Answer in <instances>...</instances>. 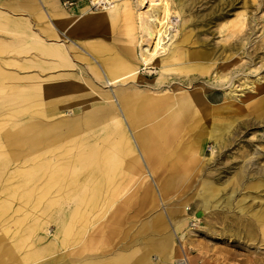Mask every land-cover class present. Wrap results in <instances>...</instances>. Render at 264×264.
<instances>
[{"label": "bare ground", "instance_id": "obj_1", "mask_svg": "<svg viewBox=\"0 0 264 264\" xmlns=\"http://www.w3.org/2000/svg\"><path fill=\"white\" fill-rule=\"evenodd\" d=\"M62 3L69 6L74 1L63 0ZM78 8L79 11L68 21L69 28L82 20L97 22L104 28L117 27L122 21L121 26L126 30H136L135 46L126 48L121 63L117 59L115 64L114 59L112 62L97 59V69L89 68L88 76L93 80L79 83L75 72L66 70L70 66L74 69L72 66L75 65L65 48L66 30L61 32L62 44L59 41L34 44L36 50L48 58H35L33 63L47 73L42 78L29 76L25 80L27 91L67 98L69 93L84 90L63 104L86 107L91 102L85 101L91 97L105 103L92 105L90 109L69 117L57 102L45 103L48 106L54 104L45 113L33 111L29 105L3 113L0 111L6 114L0 118V264H103L97 259L77 261V256H68L64 252L79 239L77 230L70 233L74 223L86 218L81 210L83 204L94 207L103 189L111 191L113 196L117 188L127 182L129 176L124 178L117 169L121 165L129 163L138 168L137 160L140 158L152 163L187 160L197 155L188 147L191 138L195 142L202 141L197 149L201 154L207 140L218 142L224 139L223 133L242 116L244 110L250 109L256 97L259 86L252 84V91L241 104L238 89L232 87L236 74L218 77V85L228 84L226 89L229 91L224 90L222 95L214 96L213 101L208 98L206 87L200 84L184 87L185 90L177 94L149 95L134 88L136 84L126 89L123 85L127 80L141 72L156 73L154 64L158 60L163 59L162 72H190L187 75L189 79L197 76V73H191L194 67L202 72L207 64L179 63L181 50L174 47L177 23L172 15L173 12L179 13L171 9L170 0H80ZM244 15L238 14L227 29L226 47L240 49L249 46L251 62L255 57L252 53L263 43L251 39L257 24L255 18L248 20L249 39H244V34L249 32L245 29L247 18ZM134 51L137 66H127L129 53L133 55ZM196 55L201 57L202 53ZM238 66L231 70V74L238 71ZM252 72H255L254 67L250 74ZM9 78L8 75H0V95L10 102L15 99L19 102L20 97L26 95L10 94L13 85ZM263 86L261 84L259 88ZM116 107L123 123L119 119L106 123ZM261 108L262 104L259 110ZM41 115L46 121L36 119ZM208 117H216L214 122L210 120L209 126L204 121ZM98 125L102 137L96 143L92 141V131ZM180 142L178 148L176 144ZM170 179L159 182L157 192L160 197L169 189ZM201 187L204 197L214 191L208 181H204ZM68 200L74 203L66 205ZM166 219L172 225L170 231L161 233L156 224L140 226L134 232V240H138L140 246L116 250L108 264H196L185 248L183 229L188 221L186 214L168 207ZM260 219L264 221V212ZM51 221L55 230L49 237L46 225ZM9 222L14 225L13 231L3 227ZM44 238L46 241L42 243ZM174 238H180L182 242L179 244ZM57 252L58 255L55 254ZM151 255L157 258L155 262H151Z\"/></svg>", "mask_w": 264, "mask_h": 264}, {"label": "rangeland", "instance_id": "obj_2", "mask_svg": "<svg viewBox=\"0 0 264 264\" xmlns=\"http://www.w3.org/2000/svg\"><path fill=\"white\" fill-rule=\"evenodd\" d=\"M170 5L171 9L179 13H172L177 23L174 47L181 50L178 54L182 58L179 63H204L207 64L205 70L201 72L200 68L194 67L191 73H197V76L189 79L187 75L190 72H162V59L154 64L156 73L141 72L135 78L128 79L124 84L125 88L130 89L136 84L134 88L144 93L162 95L177 94L185 90L184 87L192 88L200 84L206 87L208 98L213 101L214 96L222 95L224 90L229 91L226 89L228 84L223 86L225 88L218 85V77L236 74L232 87L238 89L241 104L245 103L242 100L252 91L251 85L260 87L264 84V0H170ZM241 13L247 18L246 30L249 29L250 19L257 20L251 39L261 40L263 43L252 53L255 57L251 62L249 46L240 49L226 47L227 29ZM129 18L132 19L130 16ZM248 31L244 34V39H249L250 30ZM131 36L130 47L134 48L136 32ZM196 53H202L201 57H197ZM237 65L238 71L231 74V70ZM134 66L137 64L132 65ZM252 67L255 72L250 74ZM25 83L12 82L13 90L10 94L19 95L18 97L26 95L20 97L19 102L16 99L10 102V99L0 95L2 113L28 105L33 111L45 113L54 106L45 103L57 102L63 106L61 109L66 112L65 116L69 117L90 109L92 105L105 103L91 97L85 101L91 102L86 107L64 105V101L67 104L84 90L69 93L66 98L27 91ZM259 87L256 90L255 104L244 110L242 116L223 133V140H207L201 154L197 149L202 141L195 142L191 138L189 145H185L196 151L197 155L187 160L170 159L152 163L140 158L137 160L138 168L129 163L119 166L117 169L124 178L129 176L127 182L117 188L113 196L111 191L103 189L102 196L94 207L83 204L81 210L86 218L74 223L70 233L71 235L77 230L79 239L72 246L66 247L64 252L68 256H77V261L97 259L108 264L116 250L126 246H140L138 240H134V232L140 226L156 224L160 227L159 230L170 231L172 225L167 223L166 212L168 207H174L187 216L188 221L183 229L185 248L196 260V264H264V221L260 219L264 212V86ZM261 104L262 108L259 110ZM251 109L253 110L249 111ZM117 111L116 107L106 123H111L114 119L123 123ZM1 112L0 118L6 115ZM161 116L162 114L159 115ZM36 119L46 121L42 115ZM215 119L216 117H208L204 121L209 126ZM4 124L7 125V122ZM100 130L98 125L92 131V141H101ZM180 145L181 142L176 144L178 148ZM51 159L54 160V157ZM167 178H171V184L161 194V198L157 192L159 182ZM204 181L212 183L214 187L213 193L206 197L201 195ZM73 203L68 200L66 205ZM197 212L200 215H196ZM46 226L48 236L51 237L55 226L52 221ZM3 227L14 230L12 222ZM70 235L68 240L71 239ZM179 239L174 238V241L180 244L182 241ZM7 240L8 238L5 239ZM45 241L46 238L41 240L42 243ZM55 254L58 255V252ZM150 260L155 262L157 258L151 255Z\"/></svg>", "mask_w": 264, "mask_h": 264}, {"label": "crops", "instance_id": "obj_3", "mask_svg": "<svg viewBox=\"0 0 264 264\" xmlns=\"http://www.w3.org/2000/svg\"><path fill=\"white\" fill-rule=\"evenodd\" d=\"M73 1L65 6L63 0H0V75H8L11 83L26 82L33 75L45 76L47 70H40L33 60L47 59L48 56L36 50L34 44L54 41L62 44L61 32L64 30L68 37L65 48L75 64L74 69L70 66L66 70L75 72L79 83L93 80L88 74L90 69H97V59L105 62L114 59V64L115 59L123 62V54L126 55L131 35L136 31H128L121 24L104 28L97 22L87 23L85 20L69 28L68 21L79 11L80 0ZM136 59V52L129 53L126 65L132 67Z\"/></svg>", "mask_w": 264, "mask_h": 264}, {"label": "water", "instance_id": "obj_4", "mask_svg": "<svg viewBox=\"0 0 264 264\" xmlns=\"http://www.w3.org/2000/svg\"><path fill=\"white\" fill-rule=\"evenodd\" d=\"M196 215H200V214L197 212Z\"/></svg>", "mask_w": 264, "mask_h": 264}]
</instances>
